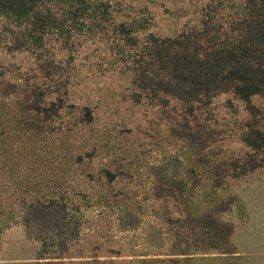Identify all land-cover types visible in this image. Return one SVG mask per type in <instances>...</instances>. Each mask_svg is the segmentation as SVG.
Wrapping results in <instances>:
<instances>
[{
  "label": "rangeland",
  "instance_id": "obj_1",
  "mask_svg": "<svg viewBox=\"0 0 264 264\" xmlns=\"http://www.w3.org/2000/svg\"><path fill=\"white\" fill-rule=\"evenodd\" d=\"M108 1L110 17L133 28L136 44L113 41L111 31L95 32L68 51H58L52 41L59 67L51 68L50 74L31 53L9 51L11 38L3 27L11 23L0 17V122L7 129L15 125L14 116L21 113L18 101L28 86L36 84L42 92L40 110L33 112L42 128L34 127L28 146L16 153V173L10 181L3 166L6 144L0 139V200L7 204L5 195L12 193L15 209L3 220L0 264L33 260L40 247L21 223L23 197L57 199L66 206L73 235L65 240L66 250L58 260L67 264L92 259L137 264L141 258L167 257L176 231L181 232L176 223L166 222L168 216H183L180 202L173 196H156L155 188L170 176L191 185L192 159L205 150L194 158L187 142L172 134L176 122L171 101L163 106L156 99L135 98L132 68L137 63L132 56L149 34L171 35L196 24V10L204 2ZM9 82L14 92L5 96ZM194 115L192 129L202 131L207 124L217 129L212 157L248 164L237 167L239 174L225 179L212 195L203 186L202 162L194 165L202 179L193 188V204L203 212L205 198H217L222 206L214 216L230 231L221 248L200 251L190 264H264V144L251 148L243 141L246 134L259 143L264 139V97L254 95L248 103L231 92L221 93ZM16 144L13 141L15 149ZM50 259L57 260L41 261Z\"/></svg>",
  "mask_w": 264,
  "mask_h": 264
},
{
  "label": "trees",
  "instance_id": "obj_2",
  "mask_svg": "<svg viewBox=\"0 0 264 264\" xmlns=\"http://www.w3.org/2000/svg\"><path fill=\"white\" fill-rule=\"evenodd\" d=\"M203 2L196 10L199 16L196 24L171 35L149 34L132 56V61L137 63L132 68L135 98L156 99L163 106L171 101V117L176 122L172 134L187 142L194 158L200 150H205L202 156L197 157L198 160L192 159L191 185L170 176L161 178L164 186L159 181L155 188L156 196H173L182 206V217L166 218L168 224L176 223L181 231H176V242L171 244L172 252L162 258H141L137 264H190L200 251L221 248L227 241L230 227L214 216L222 206L217 198H205L207 209L203 212L197 204H193V188L202 179L195 173L194 165L202 162L200 174L206 180L203 186L207 195H212L217 193L225 179L239 174L235 170L237 167L244 168L248 164L212 157L210 146L217 140V129L208 124L202 131L192 129L190 121L196 118V110L207 108L211 100L221 93L231 92L248 103L254 95L264 97V0ZM112 11L108 0H0V17L2 21L11 23V27H3L11 38L9 51L31 53L35 59L42 61L39 65L45 74H50L51 68L59 67L54 60L53 47H50L52 41L57 43L58 51H68L80 45L86 37L93 38L95 32L108 35L111 31L115 35L113 41L116 39L125 42L124 45H135L137 39L132 35L133 28L124 22L115 23L110 17ZM37 88L35 84L24 90L23 97L18 101L21 113L14 116V126L7 129L5 123L0 122V139L6 144L3 166L7 169L9 181L16 173V153L28 146L34 127L38 131L42 128L41 118L38 113H33L40 110L42 102V92H38ZM13 92V83L4 85L3 95L9 96ZM256 133L261 135L258 130ZM260 139L259 143L246 134L243 141L251 148H258L264 144V139ZM16 140L17 149L13 145ZM168 164L176 167L175 163ZM103 171L110 174L106 169ZM5 196L7 204L0 200V232L3 220L15 213L12 193ZM21 203V223L27 233L34 234L33 238L40 247L33 260L13 264H67L58 260L66 250L65 240L73 235V229H68L70 217L64 203L57 199L35 197L30 201L23 197ZM129 222L131 224L132 221ZM44 258L57 260L41 261ZM91 262L114 263L112 259L77 263Z\"/></svg>",
  "mask_w": 264,
  "mask_h": 264
}]
</instances>
